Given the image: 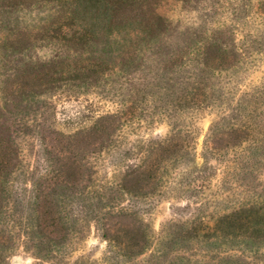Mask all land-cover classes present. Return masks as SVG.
Wrapping results in <instances>:
<instances>
[{"label":"rangeland","instance_id":"1","mask_svg":"<svg viewBox=\"0 0 264 264\" xmlns=\"http://www.w3.org/2000/svg\"><path fill=\"white\" fill-rule=\"evenodd\" d=\"M0 264H264V0H0Z\"/></svg>","mask_w":264,"mask_h":264},{"label":"trees","instance_id":"2","mask_svg":"<svg viewBox=\"0 0 264 264\" xmlns=\"http://www.w3.org/2000/svg\"><path fill=\"white\" fill-rule=\"evenodd\" d=\"M240 210L241 209H235L233 211L225 213V214L222 215L221 219L236 217L238 215V213H240Z\"/></svg>","mask_w":264,"mask_h":264}]
</instances>
